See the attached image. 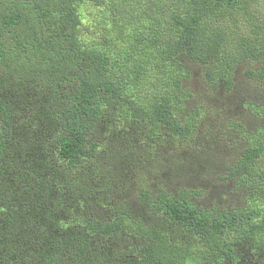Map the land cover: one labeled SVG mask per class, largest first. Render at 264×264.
Segmentation results:
<instances>
[{
	"label": "trees",
	"instance_id": "16d2710c",
	"mask_svg": "<svg viewBox=\"0 0 264 264\" xmlns=\"http://www.w3.org/2000/svg\"><path fill=\"white\" fill-rule=\"evenodd\" d=\"M0 264H264V0H0Z\"/></svg>",
	"mask_w": 264,
	"mask_h": 264
},
{
	"label": "rangeland",
	"instance_id": "374dc122",
	"mask_svg": "<svg viewBox=\"0 0 264 264\" xmlns=\"http://www.w3.org/2000/svg\"><path fill=\"white\" fill-rule=\"evenodd\" d=\"M44 119H42V121H43ZM49 125L50 126H52L53 125V122L52 121H50L49 122ZM44 131H45V133H44V136H43V139L46 141V143L48 144V143H51V140H50V136L48 135V133H47V130L46 129H43ZM21 131V133H24V130L23 129H21L20 130ZM120 134V133H119ZM31 140V139H30ZM30 140H28V141H30ZM118 140L120 141V138H118ZM166 145H170L171 147H172V152H174V153H176V152H186L187 150H188V148L183 144V143H180V142H178V141H172V142H169L168 144H166ZM40 160L41 161H43L44 163H46V164H48L49 166H54L55 164H56V160H55V157H54V155L52 154V153H47L46 155H44V156H42L41 158H40ZM9 163L11 164V166H12V171H13V169H14V165L15 164H18L17 165V167L19 168V169H21V165H22V163L19 161V160H17V159H13V160H10L9 161ZM136 184V180H133V185H135ZM49 240V244L47 243V244H45L44 245V247L45 248H49V246H51V245H54V242L56 241V239L55 238H53V239H48ZM21 259H23V257L21 258ZM28 262L30 263V261L28 260Z\"/></svg>",
	"mask_w": 264,
	"mask_h": 264
}]
</instances>
